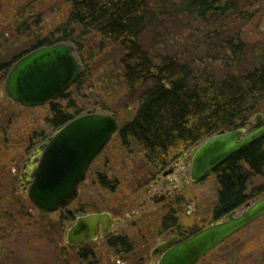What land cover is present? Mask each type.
<instances>
[{
	"label": "trees",
	"instance_id": "obj_1",
	"mask_svg": "<svg viewBox=\"0 0 264 264\" xmlns=\"http://www.w3.org/2000/svg\"><path fill=\"white\" fill-rule=\"evenodd\" d=\"M226 1L177 0L169 7L182 13L187 9L199 17L223 16L234 9ZM20 2H27L23 11L15 7ZM2 3L8 5L6 18L13 23L8 25L16 31L25 26L24 38L33 40L30 49L13 57L15 60L36 47L64 41L74 45L83 65L67 90L35 107L45 109L49 130L100 103L87 93L93 81L114 84L120 92L135 95L134 115L119 124L108 144L115 143L147 167L150 172L142 176L140 184L205 138L241 126L264 110V45L256 48L255 64L241 69L243 44L236 43L238 38L221 43L218 53L224 51L225 69L216 72L170 54L152 55L140 44L139 34L167 12L164 0H58L50 6L44 5V0H0V19L5 17ZM52 10L54 20L45 23L46 12ZM102 108L110 109L105 103ZM46 135V129H39L28 137L33 140ZM104 174H97L100 187L116 190L118 176L109 182ZM211 174L215 176L213 211L217 216L264 192V180L250 186L253 177H264V134L229 156ZM79 255L80 262L90 257L84 252Z\"/></svg>",
	"mask_w": 264,
	"mask_h": 264
},
{
	"label": "rangeland",
	"instance_id": "obj_2",
	"mask_svg": "<svg viewBox=\"0 0 264 264\" xmlns=\"http://www.w3.org/2000/svg\"><path fill=\"white\" fill-rule=\"evenodd\" d=\"M57 1L44 0V5L50 6ZM164 1L167 12L146 26L138 37L140 44L152 55L166 53L192 63V66L211 67L221 72L225 68L222 57L224 51L218 53L220 45L227 43L225 41L233 43L238 38L236 43L244 46L240 68L248 69L255 64L256 48L264 45V6L256 10V2L237 0L238 11L230 10L223 16L214 14L199 17L187 9L186 13H182L169 7L177 0ZM26 5L27 2H20L15 7L23 11ZM7 6L2 3L5 11L1 15L5 17L0 19V71H7L15 62L13 57L29 50L33 42L32 39L24 38L25 26L16 31L13 25H8L13 23L6 18ZM46 15L45 23L54 20L53 10L47 11ZM93 82L87 93L100 103L88 109L114 113L119 124L130 120L135 113V95L120 92L114 84L99 80ZM0 89L1 93L2 86ZM102 103L110 109L102 108ZM44 112L45 109L35 107L26 110L7 95L0 96V264H119L116 262L117 256L106 251L103 242H88L79 249L70 247L63 240L66 227L73 223L74 216L81 214V209L91 212L110 208L114 215L122 218L124 212L129 213L131 220H140L148 214L156 216L153 209L157 205L149 204L146 197L140 195L146 183L140 184L142 176L150 171L136 161L134 155L120 151L115 143L108 144L90 165L86 179L79 185L77 198L66 206L72 210L73 216L66 218L67 212L61 214L60 211L41 216L22 193L18 177L28 151L43 139L35 137L29 140L30 132L39 129H46L47 135L52 132L47 128ZM100 172L107 175L109 182L116 181L115 177L118 176L116 190L100 187L97 182ZM214 180V174L210 173L199 182L187 183L184 188L189 205L195 207L194 212L206 214L205 219L202 218L204 222L212 219L211 208L216 201ZM251 180L250 186H257L264 177H253ZM262 194L264 192L249 200ZM240 209H243V205ZM135 210H140V213L135 214ZM127 224L128 229L124 231L136 242L138 231ZM145 225L144 222L141 228L148 234ZM81 252L89 253L90 257L80 262ZM201 264H264V215L218 245Z\"/></svg>",
	"mask_w": 264,
	"mask_h": 264
},
{
	"label": "water",
	"instance_id": "obj_3",
	"mask_svg": "<svg viewBox=\"0 0 264 264\" xmlns=\"http://www.w3.org/2000/svg\"><path fill=\"white\" fill-rule=\"evenodd\" d=\"M82 71L83 65L72 43L42 45L19 57L0 74L3 79L0 96L7 95L22 107L42 106L67 90ZM261 117L262 113L257 111L241 126L219 130L192 146L184 160L189 168L188 179L199 182L229 156L263 135L264 123L248 130ZM118 127L114 113L88 109L46 135L28 151L21 164L18 183L38 212L54 213L78 196L79 185L86 179L90 165ZM171 171L172 165H169L161 174L166 176ZM153 195L149 196L153 202L163 198ZM242 205L170 247L157 264H194L217 244L264 215V194ZM119 222L120 219L111 218L106 211L80 214L66 227L63 240L70 245H80L88 239H96L98 232L104 236Z\"/></svg>",
	"mask_w": 264,
	"mask_h": 264
},
{
	"label": "flooded vegetation",
	"instance_id": "obj_4",
	"mask_svg": "<svg viewBox=\"0 0 264 264\" xmlns=\"http://www.w3.org/2000/svg\"><path fill=\"white\" fill-rule=\"evenodd\" d=\"M217 1L222 4L224 0ZM227 1L234 6L232 11H238L237 0ZM252 2H256V10L261 6H264V0H251L250 3ZM4 72L5 70H2L0 71V74ZM2 83L3 79H0V87L2 86ZM260 112L262 113L261 120L252 127L248 128V130L264 123V111ZM188 150L169 164L172 165V171L166 176L161 174L164 169L157 172L155 175L150 174L143 189L140 191V195L145 196L149 204L157 205L153 209L156 211V216L152 217L151 214H148L140 220H131V215L127 212H124V217L122 218L114 215L110 208L96 209V211L93 210L91 212L106 211L110 214L111 218H118L120 219V222L112 225L104 236H100V233L98 232L97 237L94 240L88 239L80 245H68L74 249H79L83 248L88 242L97 243L99 241L103 242V246L106 248V251H109L117 256L116 262L119 264H157L162 254L170 247L196 233L209 223L224 216V214L217 216L212 207L210 216L212 219L209 222H204L202 218L205 219L206 214L202 212L195 213V207L189 205V199H187L188 197L185 195L184 190L186 184L192 182L188 179L189 168L187 169V166L184 165V160L189 153ZM168 166H166V168ZM105 176L108 181L107 175ZM146 187H149L148 191L144 190ZM153 194H155L156 197L162 195L163 198L153 202L149 200L150 195L154 197ZM58 211H60L61 214L63 212H67L66 218L73 216L72 210L67 209L66 207L60 208ZM85 213H89V211L81 209V214ZM134 213L139 214L140 210H135ZM75 217L76 216H74V218ZM144 222L146 223L144 227L145 230H149L148 234H145L141 228ZM127 223H129V228L132 227L133 230L137 229L138 231V238L136 239V242H134L133 237H129V233L124 231L126 228L128 229ZM227 239L217 244L214 248L201 256L194 264L203 263L204 258ZM90 251L92 252V250Z\"/></svg>",
	"mask_w": 264,
	"mask_h": 264
}]
</instances>
